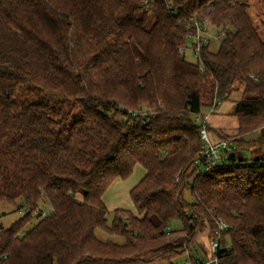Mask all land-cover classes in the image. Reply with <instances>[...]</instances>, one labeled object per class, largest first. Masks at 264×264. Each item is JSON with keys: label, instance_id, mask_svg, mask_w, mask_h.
Instances as JSON below:
<instances>
[{"label": "trees", "instance_id": "1", "mask_svg": "<svg viewBox=\"0 0 264 264\" xmlns=\"http://www.w3.org/2000/svg\"><path fill=\"white\" fill-rule=\"evenodd\" d=\"M250 8L0 0V202L25 210L8 228L0 222V264H174L186 253L198 263L219 218L218 263L264 264V153L239 155L246 143L264 147V39ZM192 17L226 33L196 62L180 50ZM234 92L238 126L219 134L235 153L201 174L197 118ZM138 163L137 213L117 208L109 221L103 195Z\"/></svg>", "mask_w": 264, "mask_h": 264}, {"label": "rangeland", "instance_id": "2", "mask_svg": "<svg viewBox=\"0 0 264 264\" xmlns=\"http://www.w3.org/2000/svg\"><path fill=\"white\" fill-rule=\"evenodd\" d=\"M248 2L251 5L250 8V14L255 21L256 25L259 26V31L261 34V37L264 39V0H248ZM209 28L212 30H217L212 24L206 23ZM220 43L213 42L210 44V48L213 51H216L219 47ZM185 56L186 58L191 61V62H196L198 60V57L194 54V52L191 49V42H189L188 47L185 48ZM235 92L232 93L230 96V100L235 101ZM240 95V91L238 93V96ZM217 109V108H216ZM147 108L144 110H139V111H146ZM207 111V106L203 107L202 112ZM217 110H215V114ZM197 122L199 120L197 119ZM230 124V123H228ZM224 138V137H223ZM230 140V139H229ZM264 153V147L261 146V144L256 143L255 145L246 143L242 146H240V157H244L247 159H252L257 156H260ZM146 172L145 168L143 165L140 163L136 164L134 167L133 172L131 175H129L127 178H117L114 180L112 185L107 189L104 195V200L106 201L105 203L108 206L109 213H108V218L109 221L112 220L114 216V210L117 208H122L126 209L134 214L137 213L136 207L131 199L130 196V189L131 187L135 184L136 181L142 178L144 173ZM186 198L191 201L192 196L189 191L186 192ZM40 207L46 211L48 214L51 213V206L49 203L40 204ZM25 210L20 209L19 205L17 204H11L5 201L0 202V222L4 225L5 228H8L11 226V224L20 218L21 216L24 215ZM38 221V217L34 216L29 227L31 228L33 224H35ZM176 225V223H175ZM97 236L102 239V240H107V239H112L116 240L118 242H123L124 239L121 236L110 234L102 229L97 230ZM202 243H204V247L208 246V241L207 239L203 236L201 238ZM197 248L199 249V253L202 256H207L208 254L204 252V248L201 245H198ZM194 253V252H193ZM196 253V252H195Z\"/></svg>", "mask_w": 264, "mask_h": 264}, {"label": "built area", "instance_id": "3", "mask_svg": "<svg viewBox=\"0 0 264 264\" xmlns=\"http://www.w3.org/2000/svg\"><path fill=\"white\" fill-rule=\"evenodd\" d=\"M150 0H147V8H149ZM191 22L194 25V32L188 34V40L191 42V49L194 54L199 57L201 45L212 44L213 42L220 43L225 37L226 33L224 30H212L207 26L206 23L201 22L199 19L192 17ZM186 47H181V51H185ZM217 106L212 105L208 108V114L204 115L203 118L198 117L201 127L200 136L202 139V145L200 153L194 159V165L197 166L201 174H206L210 172L213 168L217 167L224 160L230 158V156L235 153L236 145L232 143L228 138L220 137L214 139L211 135L209 125L207 122V116L214 113ZM135 115H146V111H136ZM36 214V212H35ZM48 213L46 211L42 212L45 216ZM227 228V223L222 219H218V228L215 234L209 239V250L210 257L200 262H193L188 258V253H186L183 260H176L174 264H219L218 263V251L221 246V233Z\"/></svg>", "mask_w": 264, "mask_h": 264}, {"label": "crops", "instance_id": "4", "mask_svg": "<svg viewBox=\"0 0 264 264\" xmlns=\"http://www.w3.org/2000/svg\"><path fill=\"white\" fill-rule=\"evenodd\" d=\"M216 110L217 111L215 114H210L207 116V122L209 125V129H210L211 135L214 139H218L221 137L219 134V131H221L223 129L232 130L238 126V118L235 115V111H236V102L235 101H232L230 99H226L220 103V105L217 107ZM202 113L204 115H207L208 114V107H207V111H203ZM228 123H230V124H228ZM145 173H144V175H145ZM138 181H136L135 184ZM104 195H105V193H104ZM104 195H103V198H104ZM155 264H168V262L162 261V262H156Z\"/></svg>", "mask_w": 264, "mask_h": 264}]
</instances>
